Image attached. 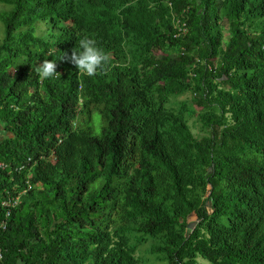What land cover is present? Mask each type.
<instances>
[{"label": "trees", "instance_id": "16d2710c", "mask_svg": "<svg viewBox=\"0 0 264 264\" xmlns=\"http://www.w3.org/2000/svg\"><path fill=\"white\" fill-rule=\"evenodd\" d=\"M1 163V264H264V0H0Z\"/></svg>", "mask_w": 264, "mask_h": 264}, {"label": "clouds", "instance_id": "9594fccd", "mask_svg": "<svg viewBox=\"0 0 264 264\" xmlns=\"http://www.w3.org/2000/svg\"><path fill=\"white\" fill-rule=\"evenodd\" d=\"M63 56H67V53H64ZM68 58L80 71L89 76L95 75L97 69L109 61V55L97 45L95 39L89 36H84L79 40V48H74ZM56 68V61L45 60L38 68L40 78H54L57 73Z\"/></svg>", "mask_w": 264, "mask_h": 264}, {"label": "rangeland", "instance_id": "374dc122", "mask_svg": "<svg viewBox=\"0 0 264 264\" xmlns=\"http://www.w3.org/2000/svg\"><path fill=\"white\" fill-rule=\"evenodd\" d=\"M40 27H41V29L45 30L46 25L44 23H42L40 25ZM190 97H191V95L189 93H186V94L178 97V100L187 99ZM190 123H191L192 129L195 132V134H200L201 133V130H200L201 126H200V123H199L196 116L191 117ZM193 219L196 220L197 218L193 217ZM149 246H150L149 242L141 243L138 245L137 253H138V256H140L142 263L143 264H166L163 261H160L159 259H157L156 256L150 252ZM200 262L207 264L206 260H204V259H200Z\"/></svg>", "mask_w": 264, "mask_h": 264}, {"label": "built area", "instance_id": "2783aa9c", "mask_svg": "<svg viewBox=\"0 0 264 264\" xmlns=\"http://www.w3.org/2000/svg\"><path fill=\"white\" fill-rule=\"evenodd\" d=\"M0 165L2 166L3 164L1 163ZM31 187H32V185L30 184V185H29V188H31ZM18 199H19V197H16V198L13 197V198H11V200H9V201H4V202H3V205H4L6 208H8V207H12V206H14L15 204H17ZM10 213H11V210L8 208L7 216L10 215ZM7 225H8V222H7L6 219L0 220V230H1V228H2V229H6V228H7ZM1 260H2V248H1V246H0V264H1Z\"/></svg>", "mask_w": 264, "mask_h": 264}]
</instances>
